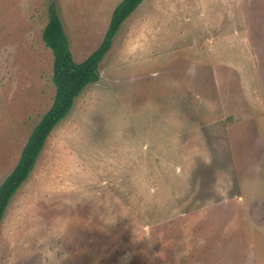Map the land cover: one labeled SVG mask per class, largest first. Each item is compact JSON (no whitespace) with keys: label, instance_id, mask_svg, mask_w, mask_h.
<instances>
[{"label":"rangeland","instance_id":"374dc122","mask_svg":"<svg viewBox=\"0 0 264 264\" xmlns=\"http://www.w3.org/2000/svg\"><path fill=\"white\" fill-rule=\"evenodd\" d=\"M121 1L0 0V185L54 101L51 2L81 63ZM0 264H264V0H144L13 197Z\"/></svg>","mask_w":264,"mask_h":264},{"label":"trees","instance_id":"16d2710c","mask_svg":"<svg viewBox=\"0 0 264 264\" xmlns=\"http://www.w3.org/2000/svg\"><path fill=\"white\" fill-rule=\"evenodd\" d=\"M144 0H122L114 9L109 28L99 48L86 60H74L65 27L54 2L49 6V19L42 39L54 57L53 83L55 97L51 108L43 115L29 136L13 171L0 185V224L13 197L33 173L47 140L54 129L72 112L75 100L85 88L100 79V64L113 46L123 23Z\"/></svg>","mask_w":264,"mask_h":264},{"label":"crops","instance_id":"0c3cea01","mask_svg":"<svg viewBox=\"0 0 264 264\" xmlns=\"http://www.w3.org/2000/svg\"><path fill=\"white\" fill-rule=\"evenodd\" d=\"M171 5H169V7H170ZM111 13H112V11H111ZM112 17V16H111ZM124 24V23H123ZM123 26V25H122Z\"/></svg>","mask_w":264,"mask_h":264}]
</instances>
